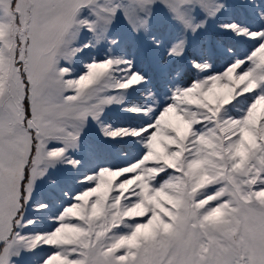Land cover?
Masks as SVG:
<instances>
[{"label": "rangeland", "instance_id": "obj_1", "mask_svg": "<svg viewBox=\"0 0 264 264\" xmlns=\"http://www.w3.org/2000/svg\"><path fill=\"white\" fill-rule=\"evenodd\" d=\"M168 4L0 0V264H264V0Z\"/></svg>", "mask_w": 264, "mask_h": 264}, {"label": "snow or ice", "instance_id": "obj_2", "mask_svg": "<svg viewBox=\"0 0 264 264\" xmlns=\"http://www.w3.org/2000/svg\"><path fill=\"white\" fill-rule=\"evenodd\" d=\"M145 7L142 9L140 17V26L143 30L144 35L152 33L153 27L157 26L161 30H166L170 27V24H175L179 27L180 25L176 20L174 12L171 10L168 4V0H145ZM193 12L196 11L195 8L192 9ZM116 15H121L122 18L126 21L125 14L123 11H117ZM135 35H139V30H133ZM151 40L154 46H160L161 41L157 40L154 35L151 36ZM132 65L133 62L131 61ZM90 125H85L84 128H81V136H78V140L82 139V134H86L87 128ZM86 136V135H85ZM79 147L88 149L90 145L88 143L78 144ZM11 264H39V258L32 252L29 251H18L16 253V258L11 261Z\"/></svg>", "mask_w": 264, "mask_h": 264}, {"label": "trees", "instance_id": "obj_3", "mask_svg": "<svg viewBox=\"0 0 264 264\" xmlns=\"http://www.w3.org/2000/svg\"><path fill=\"white\" fill-rule=\"evenodd\" d=\"M25 94H26V96H25V99H24L23 110H24V117H25L26 120H28V118H29L28 92L26 91ZM26 174H27V171H25L24 178H26ZM23 181H24V179H23ZM21 189L22 190L24 189V183L23 182H22V185H21ZM21 196H22V193H21Z\"/></svg>", "mask_w": 264, "mask_h": 264}]
</instances>
